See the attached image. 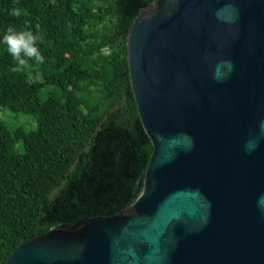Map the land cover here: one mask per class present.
Returning <instances> with one entry per match:
<instances>
[{"label": "water", "instance_id": "1", "mask_svg": "<svg viewBox=\"0 0 264 264\" xmlns=\"http://www.w3.org/2000/svg\"><path fill=\"white\" fill-rule=\"evenodd\" d=\"M126 45L152 144L141 193L5 264H264V0H154Z\"/></svg>", "mask_w": 264, "mask_h": 264}, {"label": "trees", "instance_id": "2", "mask_svg": "<svg viewBox=\"0 0 264 264\" xmlns=\"http://www.w3.org/2000/svg\"><path fill=\"white\" fill-rule=\"evenodd\" d=\"M154 0H0V264L22 241L60 224L111 216L141 193L151 140L129 78L127 34ZM13 6L27 15L13 17ZM9 25L41 35L44 63L17 70ZM39 26V31H37Z\"/></svg>", "mask_w": 264, "mask_h": 264}, {"label": "clouds", "instance_id": "3", "mask_svg": "<svg viewBox=\"0 0 264 264\" xmlns=\"http://www.w3.org/2000/svg\"><path fill=\"white\" fill-rule=\"evenodd\" d=\"M9 14L13 17H20L27 15V12L25 9L13 6L9 10ZM37 31H39V26H37ZM38 41L43 42L41 35L34 34L30 29L17 31L13 25L7 27L2 39L7 53L16 63L17 70L29 69L31 67L29 60H33L37 64L44 63V56L37 45Z\"/></svg>", "mask_w": 264, "mask_h": 264}, {"label": "rangeland", "instance_id": "4", "mask_svg": "<svg viewBox=\"0 0 264 264\" xmlns=\"http://www.w3.org/2000/svg\"><path fill=\"white\" fill-rule=\"evenodd\" d=\"M0 119L12 126H22L25 129L36 127V121L33 115L14 112L3 106H0Z\"/></svg>", "mask_w": 264, "mask_h": 264}]
</instances>
